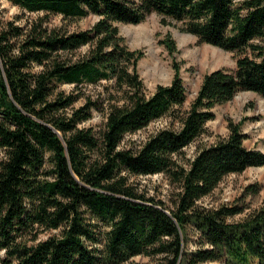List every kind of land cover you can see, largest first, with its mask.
I'll return each instance as SVG.
<instances>
[{
	"label": "trees",
	"instance_id": "1",
	"mask_svg": "<svg viewBox=\"0 0 264 264\" xmlns=\"http://www.w3.org/2000/svg\"><path fill=\"white\" fill-rule=\"evenodd\" d=\"M10 1L36 15L23 24L0 19V264H125L135 256L264 264V202L234 222L245 206L199 203L226 176L264 166V152L245 146L240 124L229 121L227 136L179 163L217 105L240 91L264 98V0ZM151 13L236 56L233 69L203 76L188 108L176 64L169 84L145 94L143 52L119 33L118 24ZM89 15L97 17L89 28H69ZM85 85H102L104 95H85ZM94 111L102 124L81 126ZM163 117L168 125L145 141L123 143ZM158 173L177 185L172 207L130 181Z\"/></svg>",
	"mask_w": 264,
	"mask_h": 264
},
{
	"label": "rangeland",
	"instance_id": "2",
	"mask_svg": "<svg viewBox=\"0 0 264 264\" xmlns=\"http://www.w3.org/2000/svg\"><path fill=\"white\" fill-rule=\"evenodd\" d=\"M35 13L26 12L11 3L10 0H0V19L4 22L15 21L23 24L26 19L35 17ZM97 20L89 15L69 26L72 29H86ZM53 25L60 24V17L51 19ZM119 33L125 39L130 50H141L142 58L137 63V71L141 77L145 94L150 95L157 85H167L171 82L174 70L172 65L179 67V73L186 89L184 108H188L193 100L203 76L217 68L233 69L236 56L216 46L198 42L197 38L180 28V23L169 20L161 23L156 13L149 14L138 24H118ZM80 49V53L85 51ZM103 84V83H101ZM73 86L64 84L61 88L70 90ZM102 85H85V95L103 93ZM83 100L81 99L78 104ZM215 117L206 123V131L189 144L181 153L179 163L187 166L198 148L210 145L218 138L227 136L228 122L240 124V130L245 134L244 145L264 152V98L251 91L237 92L233 98L214 108ZM102 114L93 112V117L81 126H99L102 124ZM168 125V118L163 117L151 122L147 127L133 134L126 135L123 143L139 144L156 130ZM1 158V152H0ZM138 192L146 197L162 201L172 207L177 185L170 183L162 174L139 175L130 178ZM264 202V166L249 167L240 174L226 176L218 187L208 196L200 200V205H243L245 210L230 218L229 222L240 221L250 210L258 208ZM196 231L189 229L187 239H194ZM43 237V236H41ZM188 241V240H187ZM194 242H187V247L195 248ZM158 257L135 256L125 264H160ZM233 261V260H232ZM179 264H186L185 261ZM198 264H231L229 262L206 261Z\"/></svg>",
	"mask_w": 264,
	"mask_h": 264
}]
</instances>
